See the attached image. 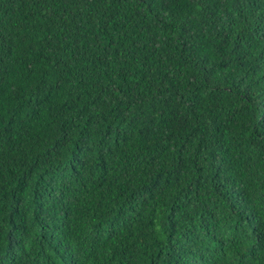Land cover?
<instances>
[{
    "label": "trees",
    "instance_id": "trees-1",
    "mask_svg": "<svg viewBox=\"0 0 264 264\" xmlns=\"http://www.w3.org/2000/svg\"><path fill=\"white\" fill-rule=\"evenodd\" d=\"M0 264H264V0H0Z\"/></svg>",
    "mask_w": 264,
    "mask_h": 264
}]
</instances>
